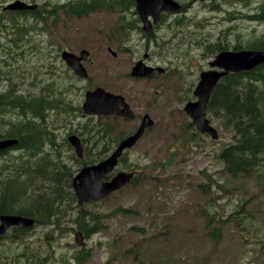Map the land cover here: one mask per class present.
<instances>
[{
	"label": "rangeland",
	"instance_id": "374dc122",
	"mask_svg": "<svg viewBox=\"0 0 264 264\" xmlns=\"http://www.w3.org/2000/svg\"><path fill=\"white\" fill-rule=\"evenodd\" d=\"M213 2L223 4L224 0L198 1L177 13V18L167 17L164 30L169 39L177 35V45L165 43L149 50H144L141 32L134 31L126 43L128 49L121 51L114 33L121 14L103 10L80 18L61 14L55 26L49 23L31 39L32 29L23 23L28 38L22 40L16 38L17 29L5 26L11 23L1 21L0 92L18 82L16 88L49 94L73 107L49 113L47 123L56 134V146H46L47 152L38 156L76 167L71 155L77 154L66 138L88 137L81 134L82 127L95 121L78 108L86 90L97 86L126 93L139 113L152 116L154 125L129 153L128 161L138 165L134 171L139 183L126 185L106 199L84 203L85 209L103 214V230L88 238L84 235L85 245H77L78 201L66 202L59 225L36 226L24 242L2 244L0 264H19L23 252H30L32 258L39 255L35 264H264V166L253 176L230 175L218 158L230 136L223 134L217 121L211 123L219 131L218 139L202 133L184 108L196 99L200 72L210 68L214 56L206 51L210 43H228L233 49L234 44L264 32V24L261 27L238 14L255 11V3L223 4L216 11L210 6ZM228 11L238 12L228 20ZM179 19L185 25L178 24ZM109 47L118 54L114 56ZM84 48L90 51L85 61L87 79L78 78L60 55L64 49L79 53ZM146 51L160 66L169 64L171 72L154 79L130 77ZM110 124L112 139L137 126L135 121ZM22 153L12 154L20 158ZM242 203L243 226L228 221ZM120 208L130 212L116 211ZM82 250L88 254L80 263L77 255Z\"/></svg>",
	"mask_w": 264,
	"mask_h": 264
},
{
	"label": "trees",
	"instance_id": "16d2710c",
	"mask_svg": "<svg viewBox=\"0 0 264 264\" xmlns=\"http://www.w3.org/2000/svg\"><path fill=\"white\" fill-rule=\"evenodd\" d=\"M33 1L39 3L36 9L6 10L1 16L2 21L5 19L11 23L5 25L6 27L13 26L17 29V39L28 38L22 28L23 23L31 27V32L36 31L35 34L30 35L31 32L28 34L31 39L47 29L49 23L55 26L60 21L61 14L67 18H80L99 10L121 14L119 25L114 30L121 44V51L128 49L126 43L132 32L143 31L135 9V0H69L65 3H53L52 0ZM241 1L246 5L255 3L252 6L255 11L238 14L262 27L264 0H224L223 4ZM182 4L181 11L191 6L188 2ZM223 4L213 2L210 6L220 11ZM228 12L230 20L233 18L231 14L238 11ZM23 19L25 21H22ZM184 23L185 21L179 19L178 24ZM232 48L264 49V32L246 39L243 43L238 42ZM224 49H229V44L219 41L212 42L206 47L209 56ZM7 80L13 82L11 77H7ZM15 84L18 82H13V85L0 92V139L11 137L18 139L17 144L0 150V214L17 213L35 218L36 223L32 228L17 226L0 235V249L7 241L24 242L26 235L36 226L59 225L63 217L64 204L77 201L73 178L83 166L103 160L107 147L103 149L100 145L104 140L110 142L112 139L105 137L106 134H112V128H107L103 133L98 129L100 125L88 121L81 131L84 137L85 133L88 136L83 139L86 142L85 156L80 159L75 154L71 155L76 161V167L47 156H38L47 152L46 146H56V134L47 123L49 113L54 110L67 111L73 107L59 99L50 98L49 94L16 88ZM80 112L85 115L82 109ZM207 114L211 121L219 123L223 134L230 136V141L218 152V158L223 162L226 172L233 177L255 175L264 166V63L249 70L230 72L223 76L213 90ZM91 119L93 117H89V120ZM17 150L23 152L22 157L12 154ZM24 154L28 157H23ZM137 167L136 163L131 164L128 161L125 154L120 158L116 170H134ZM138 176L136 175L130 184H138ZM84 206L76 205L79 214L75 222L77 228L88 238L103 230L105 225L102 213L87 210ZM116 211H123L124 214L130 212L122 208ZM244 212L245 205L242 203L228 216V221L233 220L243 226L240 213ZM87 254V251L82 250L77 255L78 261L81 263ZM21 256L19 264H35L40 258L39 255L37 258L30 257V252H23Z\"/></svg>",
	"mask_w": 264,
	"mask_h": 264
},
{
	"label": "water",
	"instance_id": "95a60500",
	"mask_svg": "<svg viewBox=\"0 0 264 264\" xmlns=\"http://www.w3.org/2000/svg\"><path fill=\"white\" fill-rule=\"evenodd\" d=\"M135 1L136 11L142 21L143 29L149 33L153 32L154 24L159 22L164 11H178L182 8L179 0ZM36 6V4H31L25 0H13L6 4L4 9L25 10L33 9ZM109 51L113 55H117V52L112 47H109ZM89 55L90 52L87 49H83L80 54L67 49H64L61 53L63 60H65L72 71L84 79L89 77V72L83 61L88 60ZM262 63H264V49H225L210 60V68L200 73L199 80L195 86L194 95L196 99L188 101L184 107L198 130L209 134L213 139L219 138L218 129L207 116L208 103L215 86L223 76L230 72L249 70ZM157 69L159 71L165 70L162 67ZM154 70L155 68L148 66L144 58H142L135 63L130 74L133 77H147ZM82 108L88 115L119 114L129 119H134L136 116L123 95L115 94L102 86L86 91ZM153 125V118L146 113L137 130L122 139L118 147L109 156L98 163L81 168L73 178V188L80 205L104 199L132 181L135 172L126 170L117 171L110 178L106 177L114 171L124 150L133 147L145 134V131ZM68 140L74 146L77 155L80 158H84V146L81 137L77 134H72L68 137ZM17 143V138L0 139V150ZM35 220L33 217L20 214H0V235L5 234L13 226L32 227L35 224ZM75 236L77 245L84 246L83 233L78 231Z\"/></svg>",
	"mask_w": 264,
	"mask_h": 264
},
{
	"label": "flooded vegetation",
	"instance_id": "af4514ba",
	"mask_svg": "<svg viewBox=\"0 0 264 264\" xmlns=\"http://www.w3.org/2000/svg\"><path fill=\"white\" fill-rule=\"evenodd\" d=\"M5 1L7 0H0V22L2 21V14L4 13V11H6V9H4L5 5L11 1H8L6 3H4ZM31 4H38V2L36 1H33V0H25ZM198 1H206V0H191L189 3L190 5H194L196 4ZM212 1V0H211ZM190 7H188L187 9L184 10L185 11H188ZM36 9V8H35ZM171 16V17H170ZM167 17H170L171 20H173L175 17L177 18V10L176 11H166L162 14L161 18H160V21L157 23V24H154V29H153V32L152 33H149V32H146V31H142L141 32V35H142V45L144 46V50L147 49H151V48H154L155 46H160V45H164L165 43H172L174 42L175 45H177V35L175 36V39L172 40V39H169L167 38L169 36L168 33H166V31L164 30V21ZM152 20V18H150ZM147 55V56H146ZM144 58L146 59L147 61V64L148 66H151V67H154L155 70L149 75L147 76L146 78L148 79H154V78H157V77H160V76H163V75H166V74H169L171 72V67L169 64L165 65L164 67L160 66V64L156 63L153 61V58H152V54L150 53V51H146L145 54L143 55ZM158 67H162L164 68L165 70L163 71H159L157 68ZM203 71V70H202ZM201 71V72H202ZM200 72V73H201ZM138 79V78H136ZM113 93L115 94H121L125 97V100L127 103H129V105L131 106V109L134 110V112L136 113V118H134L133 120L132 119H129L123 115H119V114H109V115H95V116H90V117H93L94 118V121L97 125H100V127L98 129H100V131L103 133L106 132L107 128L109 125H111L110 123L112 121H117V122H129V121H135L137 123V126L134 127L132 130H130V132H125L126 135H123V136H120V137H117L116 139H111L110 142L106 139L104 140V142L100 145L101 147L100 148H103V147H107L105 148V153L104 155L105 156H108L109 154H111L119 145V143L121 142L122 139H124L125 137H127L128 135L134 133L137 128L139 127V124L141 123L142 121V117L144 116V114L146 113H139L137 110H136V107H134L131 99L129 98V96L126 94V93H123V92H114L112 91ZM122 107V106H121ZM80 112V110H79ZM81 114V112H80ZM82 115V114H81ZM105 123V124H104ZM104 126V127H102ZM146 133V132H145ZM100 139L102 138V136H99ZM106 138H109L111 137V133L109 134H106L105 135ZM144 137V135L142 136V138ZM141 138V139H142ZM84 139V138H82ZM140 139V140H141ZM139 140V141H140ZM137 145V144H136ZM134 147V146H133ZM128 148L126 149L124 152H123V155H127V158L129 159V153H130V150L133 148ZM104 149V148H103ZM86 151V150H85ZM119 167V164L117 166V168ZM121 170V169H119ZM117 170V171H119ZM116 171V172H117ZM115 171H113L112 173V176L116 173ZM111 176V177H112Z\"/></svg>",
	"mask_w": 264,
	"mask_h": 264
},
{
	"label": "bare ground",
	"instance_id": "6f19581e",
	"mask_svg": "<svg viewBox=\"0 0 264 264\" xmlns=\"http://www.w3.org/2000/svg\"><path fill=\"white\" fill-rule=\"evenodd\" d=\"M9 54V53H8ZM17 59V58H16Z\"/></svg>",
	"mask_w": 264,
	"mask_h": 264
}]
</instances>
